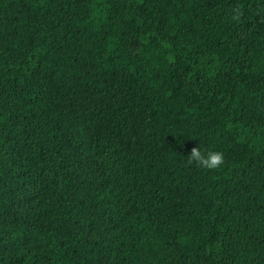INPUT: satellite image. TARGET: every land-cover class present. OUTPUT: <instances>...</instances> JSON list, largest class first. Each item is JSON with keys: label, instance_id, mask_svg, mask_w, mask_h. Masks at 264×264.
I'll return each mask as SVG.
<instances>
[{"label": "trees", "instance_id": "16d2710c", "mask_svg": "<svg viewBox=\"0 0 264 264\" xmlns=\"http://www.w3.org/2000/svg\"><path fill=\"white\" fill-rule=\"evenodd\" d=\"M0 264H264V0H0Z\"/></svg>", "mask_w": 264, "mask_h": 264}, {"label": "clouds", "instance_id": "9594fccd", "mask_svg": "<svg viewBox=\"0 0 264 264\" xmlns=\"http://www.w3.org/2000/svg\"><path fill=\"white\" fill-rule=\"evenodd\" d=\"M186 163L189 166L195 165L198 168L216 170L225 164V155L222 151H205L200 146H194L187 155Z\"/></svg>", "mask_w": 264, "mask_h": 264}]
</instances>
